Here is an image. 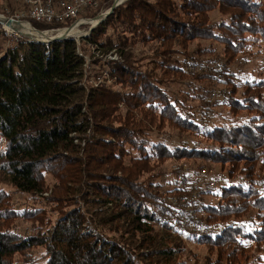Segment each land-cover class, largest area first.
I'll return each mask as SVG.
<instances>
[{
	"label": "trees",
	"instance_id": "trees-1",
	"mask_svg": "<svg viewBox=\"0 0 264 264\" xmlns=\"http://www.w3.org/2000/svg\"><path fill=\"white\" fill-rule=\"evenodd\" d=\"M112 4L113 0H101L98 11ZM15 6L14 0H0V12ZM215 11L225 17L212 21L211 13ZM114 22L117 29L121 27L117 40L103 41L101 37ZM33 24L41 30L53 26L35 21ZM197 38L224 43L228 57L214 60L225 64L223 70L192 72L185 68L191 52L184 53L189 56L183 60L169 52L172 44L186 47L189 40ZM81 41L108 49L119 45L125 60L114 66L121 73L120 82L126 83L130 90L120 92L103 84L87 86L83 80L86 61L77 51L78 40L72 37L49 44L25 39L6 50L0 48V134L6 140L5 150L0 153V172L18 191L32 194L47 190V172L59 180L62 192L69 191L68 186L73 183L78 185L75 193H82V186L83 189L90 186L94 189L91 202L105 206L96 223L119 222L122 237L127 234L128 239L140 232L149 249L146 259L152 256L159 264H172L171 257L178 250L160 247L163 238L153 233L152 223L178 235L183 208L174 204V198L182 195V188L175 180L173 187L165 189L161 182L151 180L156 178L153 172L156 164L151 160L162 163L165 158L200 157L222 165L231 163L228 175L232 178L236 175L238 179L215 188L204 187L205 196H217L218 200H201L208 224L224 220L230 223L222 232L198 239L218 247L222 254L237 243L243 246H237L240 250L248 248L243 256L249 251L259 252L258 258L264 256V188H257L264 184V175L251 177L258 169L255 163L259 162L264 169V78L242 83L235 80L230 70L236 55L255 42H264V0H126ZM139 41H159L164 45L151 57L160 59L156 61V71L170 74L168 78L179 79L192 88L194 100L204 110L203 117L212 106L207 99L214 85L211 83L218 78L228 89L223 88L226 96L220 101L233 110L251 113L240 122L212 120L211 126L198 124L194 120L195 107L186 108L187 99L181 101L171 92L168 78L133 65L134 53L126 47ZM121 101L125 106L124 116L118 112ZM173 123L193 131L203 129L204 135L217 146L208 149L176 146V139L169 144L167 139L151 135ZM88 130H93L94 136L88 140L83 156H68V152L78 151L76 135ZM147 144L150 149L145 148ZM128 145L136 147L140 154L132 155L126 163V156L131 155ZM146 172L151 177L147 182L141 180V174ZM10 202L9 194L0 193L1 222L19 213L31 219L42 209L20 211L11 208ZM251 208L258 211L255 218H247ZM238 217L242 218L235 219ZM86 220L85 214L73 208L47 228L27 235L1 223L0 264H26L17 259L18 255L35 246L45 249L44 264L144 263L133 252L132 242L121 244L93 234ZM235 250L227 254L228 261L234 258ZM160 256L165 257L164 262L159 260Z\"/></svg>",
	"mask_w": 264,
	"mask_h": 264
},
{
	"label": "rangeland",
	"instance_id": "rangeland-1",
	"mask_svg": "<svg viewBox=\"0 0 264 264\" xmlns=\"http://www.w3.org/2000/svg\"><path fill=\"white\" fill-rule=\"evenodd\" d=\"M211 17L212 21L218 22L221 18L223 19L225 17V14L215 11L211 13ZM93 19L94 18L90 19L89 22H91ZM80 29L86 32V30L82 28ZM119 31H121V27L117 29L114 22L112 23V26L107 29V34L103 35L101 38L103 41L111 38L116 41L119 35ZM55 33L56 32L52 33L49 38L53 37ZM71 37L75 40H78L77 51L85 58L86 61L84 64L83 80L84 83L87 84V86H97L103 84L107 88H112L120 92L130 90V87L126 83L120 82L119 76H121V73L117 72L116 67L114 66L117 62L125 60V57L120 53L119 45L118 47H112L108 49L102 47L101 45L97 46L81 41V38H84L86 36ZM163 48L164 45L160 44L159 41H139L133 45H129L128 47H126V50H130L134 53L132 56V60L134 61L133 65L137 67V69H142L149 72L155 71L156 73H158L160 71H156V61H159L160 59H153L151 57L157 50L160 51ZM225 50L226 47L224 43L217 41L216 39L197 38L189 40L186 47L172 44L169 52L172 53L174 57H178L180 60H183L189 55H192V57L189 59L187 58V61L185 62L186 68L187 63L190 60L192 61L199 59L210 60L214 62V60L218 58L225 59L228 57V55L225 54ZM186 52H191V54L185 55L184 53ZM236 56V58L234 57L235 59L233 60V62H231L230 65V70L231 73L234 74L235 80L244 83L246 80H259V78H264L263 41H258L252 45H249L244 53ZM155 57L158 58L157 56ZM182 62L184 64V61ZM125 71H129L128 67H125ZM158 74L164 77V79L172 76L170 74ZM168 79L170 80V82L168 83V87L171 92L177 98L180 97L181 101V98L187 99L184 100L187 105L186 108H190V106L195 107L193 108L195 109L194 120L198 124L203 125L204 123H206L207 126H211L212 120H214V122L216 123L233 122L235 120L237 122H240L247 117V114L251 113V111L246 110H233L226 104V102L220 101L224 98L216 97L215 99H212L210 95V99L208 97L207 99L212 106L203 117L202 114L204 113V110H201L199 103L194 100L196 99V95H194L195 92L193 91V89L188 86L186 87L184 84L180 83L179 79ZM205 84H208V82ZM212 84L214 85L211 90L223 88L228 90L222 79L218 78L215 83H211V85ZM239 92H242V89H239ZM117 106L118 112H122L120 116H124V103L121 101ZM238 116H240V120ZM252 118L253 116L251 118H248V120ZM168 125L169 126L163 127V129H161L160 131H154L151 135H154V137H157L156 135H158L161 138L167 139L166 142L169 144L173 143V140L176 139L177 141L176 143H174L176 146L186 145L190 147L196 145L197 147L205 149L217 146V143L215 141H213L210 137L204 135L203 129L201 131H193L177 126L176 123H173V125ZM92 136H94L93 130H88L86 133L76 135L74 141L75 144L79 146L77 147L78 151L77 153L68 152V156H83L84 149L88 144V140H90ZM5 147L6 140L0 134V153L5 150ZM127 147L131 154L126 156V163H129V159L131 158V156H139L140 152L136 147L132 145H128ZM145 148L150 149V146L147 144ZM151 162L156 164V167L154 169L155 171H153L156 175V178L151 180H156V182L158 183L161 182L163 189L173 187L175 181L176 185L182 188V195L180 197L174 198V204L181 205L183 208V211L179 216L180 231L178 235L172 233L169 230H166L161 224L152 223V226H154L153 233L159 234L160 239L163 238V244L160 245V247H172L178 250V252L173 257H171L172 261H174L172 264H214L215 262L219 261H221L219 264H237V262L242 261L244 262V264H264V256L261 255V257L258 258L259 252L253 253V251H249L246 253L247 256H243L244 251L248 250V248H243L245 250H240L237 246L243 247L241 244H232L231 249L225 250L222 254L218 247H215L211 243H204L202 242V240L198 239L199 237H202L204 235L212 236L218 231L222 232V230H224L225 227L230 223V221L227 222V220H224L219 221L216 224H208L204 219L205 212L202 208L201 200H203L204 202H207L209 200H218L217 196H205L202 193L204 187L210 186L212 188H215L216 186H219L221 184H229L232 180L235 181L238 179L236 175L233 178L228 175L227 169L232 167L231 163L222 165V163L213 162L210 159H202L200 157L165 158L164 160H162V163H159L158 160L152 159ZM242 163L243 162H241L240 164ZM255 164L258 165V169L255 171V175L251 176L253 177L252 179L264 175V169L260 167L259 162ZM108 172L111 171L108 170ZM149 176L150 175L147 172L142 173L141 180L147 182L148 178H151ZM179 176L183 177L186 184L180 182V180L178 179ZM211 180L216 181L215 186L210 184ZM58 181L59 180L53 175V173L47 172L45 173L46 187H48L47 190H45L41 194H32L18 191L9 182L5 174L0 172V193L10 195L11 202L9 203V206L11 208H18V210L20 211L24 209L25 211L28 208L41 209L42 207L41 210H38L34 213L33 218L31 219H26L21 213H19V215L15 217L5 218L4 221H0V224L4 223L6 227L16 229L22 234L27 235L30 232L38 231V229L42 230L47 228L53 221L62 216L63 213L76 208L78 211L85 214L87 218L86 225H88V230H90L93 234H101L108 238L117 240L121 244L132 242L134 244L133 252L144 263L159 264L152 256H150V259H146V257H148L147 254L149 253V249L147 245L142 241V234L140 232H138L134 237L130 235V239H128L127 234H124V237H122L123 232L121 230L122 228L120 227L119 222L113 224L108 223L107 225H100L96 223L98 218H100L101 215L104 214L103 209H105V206H97L93 202H91L92 197L94 196V194H92L94 192L93 188H91L90 186H84L83 189L82 186V193H75L74 190L78 189V185H76V183H73L71 186H68L69 191L62 192L60 188L63 187L59 185ZM197 185H199L198 191L195 189ZM257 188L263 189L264 184L258 185ZM194 194H196V196H194ZM257 214V209L251 208L249 214L247 215V218H255V215ZM240 218L242 217H238L235 219ZM169 233L171 235H169ZM173 239L175 241H173ZM254 245L255 243L252 245L253 249ZM234 248H236L235 256L231 261H228L227 254H229L230 251L233 252L234 250L232 251V249ZM164 258L165 257L160 256L159 260L164 262ZM17 259L26 262V264H44L45 249L41 246H35L27 250L24 254L18 255ZM168 259L169 258H166V260ZM169 264H171V262Z\"/></svg>",
	"mask_w": 264,
	"mask_h": 264
},
{
	"label": "built area",
	"instance_id": "built-area-1",
	"mask_svg": "<svg viewBox=\"0 0 264 264\" xmlns=\"http://www.w3.org/2000/svg\"><path fill=\"white\" fill-rule=\"evenodd\" d=\"M16 3L15 9H6L5 12H0V16H5L14 20V25L21 27L22 23H28L33 28L46 31L57 32L59 30H67L72 26L86 30L81 36H87L88 30L92 26L89 22L90 19L105 13L108 8L102 7L100 11L98 8L101 6V0H14ZM114 1V0H113ZM126 0H123V3ZM97 12L92 16L90 13ZM41 22L53 24L47 29H38L33 22ZM21 30V28H20ZM28 35V34H27ZM71 35H67V38ZM76 37V36H73ZM32 40L26 36L22 31H16L11 25L5 22H0V48L6 50L13 47V45L21 40ZM187 69L192 72H213L221 71L225 68L224 63H215L210 60H190L187 63ZM211 98L216 97L225 98L226 93L223 89H213L210 93ZM206 173V172H205ZM180 182L185 183L183 177L179 176ZM215 180H211L210 184L215 186ZM197 191L199 185L195 188ZM196 196V194H194ZM196 198V197H195ZM195 216V215H193Z\"/></svg>",
	"mask_w": 264,
	"mask_h": 264
},
{
	"label": "bare ground",
	"instance_id": "bare-ground-1",
	"mask_svg": "<svg viewBox=\"0 0 264 264\" xmlns=\"http://www.w3.org/2000/svg\"><path fill=\"white\" fill-rule=\"evenodd\" d=\"M97 22H98V19L94 18L90 23L91 25H93V24H96ZM20 28L23 33H26L29 36L33 37L34 39L41 40V41H48L53 37L61 36V35H71V36L77 37L85 33L77 25H75L65 31L59 30L53 35V37L49 38V36L52 34L51 32L37 30L33 28L32 26H30L28 23H22Z\"/></svg>",
	"mask_w": 264,
	"mask_h": 264
},
{
	"label": "water",
	"instance_id": "water-1",
	"mask_svg": "<svg viewBox=\"0 0 264 264\" xmlns=\"http://www.w3.org/2000/svg\"><path fill=\"white\" fill-rule=\"evenodd\" d=\"M123 0H114L113 1V4L111 5V7L103 14H100L98 16H96L95 18L98 19V22L96 24H93L89 30H88V34L91 33V31L93 30L94 27H96L100 22H102L103 20L106 19V17L111 14L115 8L121 4ZM0 22H5L7 23L8 25H11L16 31H21L20 28L16 25H14V20H12L11 18H8V17H5V16H0ZM27 37H29L30 39H32L33 41H37V42H41V43H47L49 44L50 42L52 41H55V40H59V39H65L67 38V35H61V36H56V37H53L51 38L50 40L48 41H41V40H37V39H34L33 37L29 36L26 34Z\"/></svg>",
	"mask_w": 264,
	"mask_h": 264
}]
</instances>
